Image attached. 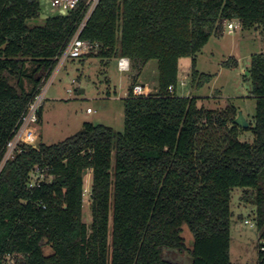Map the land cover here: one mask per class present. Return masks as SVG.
Returning a JSON list of instances; mask_svg holds the SVG:
<instances>
[{
	"label": "trees",
	"instance_id": "obj_1",
	"mask_svg": "<svg viewBox=\"0 0 264 264\" xmlns=\"http://www.w3.org/2000/svg\"><path fill=\"white\" fill-rule=\"evenodd\" d=\"M85 1L32 25L42 10L39 0H0V160L21 114L76 31ZM234 19L243 30L264 32V0L100 1L81 37L100 45L99 53L85 57L104 65L130 60L124 130L85 122L60 142L21 144L0 173V264L7 254L15 264H233L236 187L256 207L264 238V50L252 55L247 75L256 99L248 128L234 122L238 109L232 103L209 108L197 96L177 93L183 57L192 58L193 86L212 80L196 69V55ZM152 60L159 72L156 90L134 96ZM232 64L238 65L236 58L224 62ZM246 129L252 142L240 139ZM37 167L52 179L29 187ZM259 246L257 264H264ZM169 252L188 260H174Z\"/></svg>",
	"mask_w": 264,
	"mask_h": 264
},
{
	"label": "rangeland",
	"instance_id": "obj_2",
	"mask_svg": "<svg viewBox=\"0 0 264 264\" xmlns=\"http://www.w3.org/2000/svg\"><path fill=\"white\" fill-rule=\"evenodd\" d=\"M39 1L42 10L38 18L29 21L32 25L43 23L49 14L58 11L52 6V0ZM234 23L238 27L233 32H229L225 24L223 34L211 36L196 55V69L213 75L209 83L199 88L193 86L192 58H181L177 93L197 96L199 105L209 108L224 109L232 103L250 123H254L256 99L251 95L253 85L247 75L252 55L264 50V32L261 29L243 30L237 19ZM229 58H236L238 65L225 66L224 62ZM158 73L157 61L152 60L147 64L141 80L155 85ZM129 83L128 72L118 70L113 64L104 65L98 57L68 60L46 92L44 122L34 126L39 133L37 143L60 142L77 133L85 122L105 124L123 131L124 98L128 95ZM26 84L31 87L28 81ZM80 89H84V93L78 94ZM88 108L92 112H88ZM240 139L252 142L251 130L241 131ZM33 173V176L38 174ZM91 180L92 174L88 171L84 194V220L88 223L91 221ZM244 192L241 187H236L232 195L231 260L233 264H257L259 232L255 221L256 207L243 199ZM246 219L254 225L247 223ZM185 235L190 237L188 231ZM45 252H51V248L46 246ZM168 256L174 260H188L177 252H169Z\"/></svg>",
	"mask_w": 264,
	"mask_h": 264
},
{
	"label": "built area",
	"instance_id": "obj_3",
	"mask_svg": "<svg viewBox=\"0 0 264 264\" xmlns=\"http://www.w3.org/2000/svg\"><path fill=\"white\" fill-rule=\"evenodd\" d=\"M101 0H86L85 6L82 12V17L78 23L76 31L62 48L60 53L55 57L56 63L49 75H46L42 80L39 88L35 92L33 98L27 105L24 112L21 114L18 124L16 125L11 138L7 141L4 147V153L0 160V173L7 163V161L14 157L16 152L22 150L21 144H28L36 146L39 139V133L35 130L34 126L40 124V112L44 106V100L46 92L49 86L55 80L59 71L63 68L65 63L70 59L82 58L88 55L97 54L100 51V45L97 42H93L81 37L84 28L86 27L88 21L92 17L95 9L99 5ZM81 0H52V6L55 7L59 12L66 13L78 6ZM227 29L233 32L238 24L234 23V20L226 21ZM126 61V64L124 63ZM118 67L121 70L130 69V60L124 57L118 59ZM184 84V82H182ZM170 92L174 93V87H169ZM147 93L145 87L138 83L133 88L134 96H141ZM88 112H92L91 108H88ZM33 172L38 173L33 176ZM31 174V179L29 181V187H35L41 184L43 181H49L52 179V175L46 173L39 167L36 168ZM50 177V178H49ZM85 194V192H84ZM247 223L254 225L250 219L245 220ZM260 246L259 250L264 252V238H259ZM3 264H15V258L11 254L5 256Z\"/></svg>",
	"mask_w": 264,
	"mask_h": 264
},
{
	"label": "crops",
	"instance_id": "obj_4",
	"mask_svg": "<svg viewBox=\"0 0 264 264\" xmlns=\"http://www.w3.org/2000/svg\"><path fill=\"white\" fill-rule=\"evenodd\" d=\"M230 32V31H229ZM124 58H125V60L128 58V57H125L124 56ZM119 59V58H118ZM118 59H116L115 61H114V63H113V65L118 69V70H120V71H125V72H128V70H121V69H119V67H118ZM124 63L126 64V61H124ZM141 82V84L145 87V90H150V91H152V92H154L155 90H156V87H157V84H155V85H149V84H147V83H145V82H142V80H140ZM107 96H111L110 95V93H108L107 94ZM44 106H43V108H42V121H41V123L40 124H42L44 121ZM41 137V136H40ZM42 139V138H41Z\"/></svg>",
	"mask_w": 264,
	"mask_h": 264
},
{
	"label": "water",
	"instance_id": "obj_5",
	"mask_svg": "<svg viewBox=\"0 0 264 264\" xmlns=\"http://www.w3.org/2000/svg\"><path fill=\"white\" fill-rule=\"evenodd\" d=\"M77 93H84V89H80ZM234 122L242 128H248L250 126V122L243 115L242 111L238 112V116L234 119Z\"/></svg>",
	"mask_w": 264,
	"mask_h": 264
}]
</instances>
